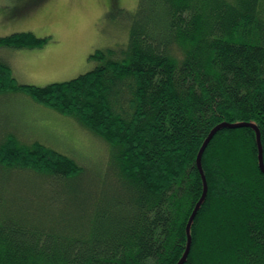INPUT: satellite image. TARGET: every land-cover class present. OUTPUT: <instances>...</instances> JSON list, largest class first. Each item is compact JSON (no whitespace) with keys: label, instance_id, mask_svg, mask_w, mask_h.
I'll return each mask as SVG.
<instances>
[{"label":"trees","instance_id":"trees-1","mask_svg":"<svg viewBox=\"0 0 264 264\" xmlns=\"http://www.w3.org/2000/svg\"><path fill=\"white\" fill-rule=\"evenodd\" d=\"M126 15V43L71 80L21 85L0 60V94L23 92L107 146L90 168L19 132L0 140V264H177L210 132L254 125L264 165V0H138ZM258 155L251 126L207 143L183 264H264Z\"/></svg>","mask_w":264,"mask_h":264},{"label":"rangeland","instance_id":"rangeland-1","mask_svg":"<svg viewBox=\"0 0 264 264\" xmlns=\"http://www.w3.org/2000/svg\"><path fill=\"white\" fill-rule=\"evenodd\" d=\"M137 1L0 0V37L30 32L49 38L38 49L0 46V60L21 85L42 87L76 78L94 69L90 55L96 50L126 43V13L135 10ZM15 132L90 168L101 162L98 160L107 150L105 143L74 117L59 114L23 92L10 91L0 94V140Z\"/></svg>","mask_w":264,"mask_h":264},{"label":"water","instance_id":"water-1","mask_svg":"<svg viewBox=\"0 0 264 264\" xmlns=\"http://www.w3.org/2000/svg\"><path fill=\"white\" fill-rule=\"evenodd\" d=\"M241 126H251L255 130L256 140H257V145H258V150H259V155H258L259 168H260L261 172L264 174V165H263L262 151H261V145H260V135H259L258 129L254 125H251V124H227V123H222V124L216 126L210 132V134L208 135V137L204 141L203 145L199 149L198 154L196 156V165H197V168L199 170V173H200V176H201L202 182H203V192H202V196H201L200 200L196 204V206H195V208H194V210H193V212H192V214H191V216L189 218V221H188V223L186 225L187 245H186V249H185L184 254L182 255L181 259L178 261L177 264H183L184 260L186 259L187 255H188V252H189V249H190L189 226H190L191 221L194 219V217H195V215H196V213L198 211V208H199L200 204L202 203L203 199L205 198V195H206V192H207V184H206L205 176L203 174L202 167H201V156H202V153H203L207 143L212 139V137L214 136V134L217 132V130L219 128H224V127L236 128V127H241Z\"/></svg>","mask_w":264,"mask_h":264}]
</instances>
